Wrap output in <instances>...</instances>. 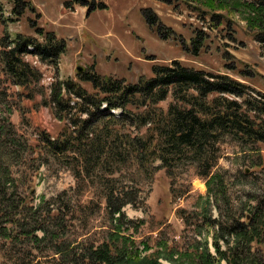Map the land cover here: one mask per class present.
<instances>
[{"label":"rangeland","instance_id":"obj_1","mask_svg":"<svg viewBox=\"0 0 264 264\" xmlns=\"http://www.w3.org/2000/svg\"><path fill=\"white\" fill-rule=\"evenodd\" d=\"M60 1L63 0H30L34 7L41 9L50 4L52 10L57 9ZM109 1L112 4L109 12L95 11L87 18L65 13L64 22L75 28V35H68V57L79 50L81 59L76 67L85 69L97 63L98 74L134 83L140 76L151 77L152 65H169L171 61L178 60L196 70L227 75L264 94V54L255 41V35L264 30V0H127L128 20H121L117 15L114 34L121 33L122 28L130 24L133 36L118 35L129 39L126 41L129 57L118 56V51L111 53L118 40L115 35H103V29L109 26L104 24V17L116 9L120 10L116 6L121 5V0ZM0 7L4 17H12L8 0H0ZM142 8L154 11L165 29L172 30L174 35L169 40L159 39L145 24L140 14ZM27 18L34 19V15L26 13L18 21L0 25V33L6 29L11 37L18 33L37 37ZM38 27L50 31L41 20ZM197 38L202 48L193 55L191 43ZM25 59L42 73V80L39 85L27 88L8 86L6 100L0 97L1 139L8 135L7 123L15 132V136L10 135L14 155L6 150L8 143L5 140L0 143V175H4L5 188L12 192L16 204L25 207L19 208L18 220L19 225L27 229L22 232L20 226L2 224L10 214L0 208V264H11L12 261L56 264L52 261L56 257L54 244H60L61 251L68 255L65 258L68 264H87L91 251H100L104 245L112 255L115 254L122 241L110 236L113 228L121 229L120 235L128 242L130 256L158 258L159 264H170L165 260L168 250L178 257L177 254L195 241L207 240L210 251L214 253L211 236L220 234L217 233L218 228L206 223V219H216L224 225L233 219L244 223V216L250 219L255 202H264V146H242L225 138L219 146V159L211 174L215 176L213 180L205 182L196 176L193 167L184 169L187 163L179 165L180 170L175 172L173 179L160 168L150 180L148 175L136 174L134 179L139 184L140 199L135 208L126 206L123 209L124 217L120 221H111L104 202L99 201L92 186L85 191L78 190L73 174L77 161L71 158V154L53 158L39 141L43 134L56 140L72 132V123L56 114L50 103V94L58 81L72 79L78 82L76 70L68 67V77L60 80V59L57 73L53 66L42 64L37 58L27 56ZM66 73L63 66L62 74ZM79 84L87 92H94L89 84ZM68 99L71 105L76 102L72 96ZM171 100L169 96L157 107L166 112ZM144 111L141 108L138 113ZM69 117L75 121L80 116L72 111ZM147 129V126L142 127L140 135L148 136ZM129 131L133 132L132 129ZM20 143L25 144V150ZM154 166H160V163L155 162ZM180 193L183 196L174 198L173 195ZM91 200L94 205L90 204ZM96 205H99L98 210L94 208ZM37 209L41 211L35 214ZM179 210L185 212V218L177 214ZM52 217L58 220L54 229L51 227L55 221L48 228L49 241L39 245L31 243V236L24 233L41 225L47 227ZM3 228L8 236L2 235ZM198 230L202 231V236L197 234ZM34 235L43 236V233ZM219 244L225 249L222 241ZM251 246L256 250L255 243ZM220 264L226 262L221 261Z\"/></svg>","mask_w":264,"mask_h":264},{"label":"trees","instance_id":"obj_2","mask_svg":"<svg viewBox=\"0 0 264 264\" xmlns=\"http://www.w3.org/2000/svg\"><path fill=\"white\" fill-rule=\"evenodd\" d=\"M8 1L11 3L12 17H4L0 7V25L6 26L30 13L34 19L27 18V22L37 37L19 33L11 37L6 29L0 33V97L5 100L8 86L27 88L40 84L42 73L26 61L27 56L53 66L57 73L60 56L67 49L65 39H59L53 32L38 27L41 15L30 0ZM105 1L67 0L63 7L68 11L82 7L90 15L106 10ZM140 14L159 39L169 40L174 35L172 30L165 29L151 9L143 8ZM255 41L264 54V30L255 35ZM191 46L193 55H197L202 43L197 38ZM76 79L78 82L72 79L58 81L50 94V103L56 114L72 123V132L56 140L43 134L39 141L53 158L71 154V158L77 161L73 174L78 190L85 191V188L92 186L99 201L104 202L111 221H120L124 217L123 209L126 206L135 208L140 199L139 184L134 179L136 174L148 175L150 180L160 168L165 169L167 176L173 179L175 172L180 170L179 165L187 163L184 169L193 167L196 176L208 182L215 178L211 174L217 165L223 139L230 138L242 146H264V94L249 89L227 75L196 70L173 60L169 65H152L151 77L140 76L134 83L126 82L124 78L102 76L97 73L94 64L77 73ZM79 83L89 84L94 92H87ZM68 96H72L76 102L71 105ZM169 96L172 100L166 112H163L157 106ZM141 108L145 111L138 113ZM72 111L80 116L75 121L69 117ZM114 111L118 113L114 114ZM146 126L150 134L140 135L139 130ZM6 128L8 135L1 139L3 133L0 131V143L5 140L8 143L6 150L14 155L10 135L15 136V132L11 124L7 123ZM131 129L133 132L130 133ZM20 145L25 150V144ZM155 162H159L160 166H154ZM4 178V175H0V208L10 215L2 224L11 223L19 228V208L25 207L13 200L14 195L5 188ZM182 194L173 196L180 198ZM255 203L250 219L244 216V223L240 219H233L224 225L216 219H206V223L218 228L217 233L220 234L211 236L214 253L210 251L207 240L195 241L177 254L178 257L168 250L165 260L170 264H220L221 261L226 264H264V202L257 200ZM90 204L94 205V201L91 200ZM94 208L98 210L99 205ZM40 211L37 209L35 214ZM177 214L185 218L184 211L179 210ZM50 220L47 227L41 225L24 233L31 236V243L39 245L49 241L48 228L55 221L51 227L54 229L58 218L52 217ZM26 229V226H20L22 232ZM120 230L113 228L112 234L117 235L110 234L118 242L122 241L115 254L112 255L104 245L100 251H91L87 264H159L158 258L130 256L128 242L120 235ZM1 231L3 236H8L5 228ZM36 232H42L43 236H35ZM197 234L202 236L203 233L198 230ZM52 238L55 239V235ZM220 241L225 249H222ZM252 243H255L256 250H253ZM59 245L54 244L53 254L56 257L52 261L68 264V255H64ZM30 263L12 261L11 264Z\"/></svg>","mask_w":264,"mask_h":264},{"label":"crops","instance_id":"obj_3","mask_svg":"<svg viewBox=\"0 0 264 264\" xmlns=\"http://www.w3.org/2000/svg\"><path fill=\"white\" fill-rule=\"evenodd\" d=\"M67 1V0H63L62 2L60 1L57 9L52 10L51 5L50 4H46L44 5L43 8L39 9L37 8V6L35 7L38 12L41 14V18L40 20L42 21L43 25H45L46 28L50 29V31H52L57 38L59 39H65L67 41V49L66 52L64 53V55H62L61 59H60V63H59V78L60 80L63 78H67L68 77V67H72V70H75L76 68V63L78 61H80L81 58H79V50L77 52L74 53V55L72 57H68V50H69V42H68V35H75V31H74V27L71 26L70 24H68V22H64V16L65 13L68 14H73V15H81V16H85L86 18L89 17L90 15L86 14V9L85 8H81V7H76L74 9V11H67L63 8V3ZM121 5L117 4L116 8L120 7V10L116 9L115 11L112 12V14L104 17V24L107 23L109 24V26L105 27L103 30H105V33L103 34L104 36H108V35H115L118 42L117 44L113 45L114 48L112 51H110L111 53L114 51H118V56H120L121 54H123L124 56H128L130 54V50L126 45V41H129V39H125L124 37L118 36V35H134V32L130 30L129 26L130 24L125 25V28H122V32L121 33H115V25L117 23L116 17L117 15L120 16L121 20H128L127 18V10H128V6H127V0H121L120 2ZM106 5L107 8L106 10H102V12L104 11H110L111 10V2L109 0H106ZM39 20V21H40ZM83 22V20H82ZM44 28V27H43ZM113 29V30H111ZM77 35V34H76ZM94 36V35H93ZM93 52V51H92ZM91 52V53H92ZM64 56L67 57L66 60H64ZM104 56V55H102ZM105 57V56H104ZM117 60V58H116ZM64 62V64H63ZM111 64V61H110ZM63 66H65V69L67 70L66 74H62V69ZM96 66V71H99L98 69V64H95ZM103 75V74H101Z\"/></svg>","mask_w":264,"mask_h":264},{"label":"water","instance_id":"obj_4","mask_svg":"<svg viewBox=\"0 0 264 264\" xmlns=\"http://www.w3.org/2000/svg\"><path fill=\"white\" fill-rule=\"evenodd\" d=\"M82 70H83V69H82L81 67H77V68H76V72H77V73L82 72Z\"/></svg>","mask_w":264,"mask_h":264}]
</instances>
